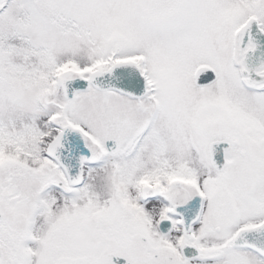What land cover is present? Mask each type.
<instances>
[{"label":"snow or ice","instance_id":"6c2138e0","mask_svg":"<svg viewBox=\"0 0 264 264\" xmlns=\"http://www.w3.org/2000/svg\"><path fill=\"white\" fill-rule=\"evenodd\" d=\"M0 264H264V0H0Z\"/></svg>","mask_w":264,"mask_h":264}]
</instances>
